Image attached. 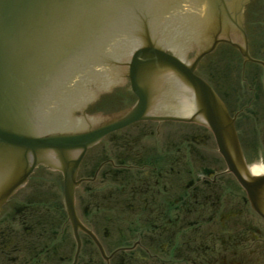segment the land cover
I'll list each match as a JSON object with an SVG mask.
<instances>
[{
    "label": "flooded vegetation",
    "instance_id": "af4514ba",
    "mask_svg": "<svg viewBox=\"0 0 264 264\" xmlns=\"http://www.w3.org/2000/svg\"><path fill=\"white\" fill-rule=\"evenodd\" d=\"M243 27L256 61L221 43L196 71L233 121L239 151L222 139L231 161L194 95L166 96L152 119L86 149L72 209L62 173L34 169L0 207V264H264V0L245 5ZM135 101L126 80L86 112Z\"/></svg>",
    "mask_w": 264,
    "mask_h": 264
},
{
    "label": "water",
    "instance_id": "95a60500",
    "mask_svg": "<svg viewBox=\"0 0 264 264\" xmlns=\"http://www.w3.org/2000/svg\"><path fill=\"white\" fill-rule=\"evenodd\" d=\"M246 1L0 0V204L38 163L69 181L89 145L141 117L158 75L193 85L227 157L225 112L193 70L219 34L240 27ZM193 46L200 51L188 63ZM114 75L129 77L137 103L92 125L76 119Z\"/></svg>",
    "mask_w": 264,
    "mask_h": 264
},
{
    "label": "bare ground",
    "instance_id": "6f19581e",
    "mask_svg": "<svg viewBox=\"0 0 264 264\" xmlns=\"http://www.w3.org/2000/svg\"><path fill=\"white\" fill-rule=\"evenodd\" d=\"M169 80H172L171 78H169ZM181 86V85H180ZM180 86H179V84L178 83H175V82H173L172 84H171V88L173 89V91H171L172 93H174L176 90V88L178 87V91L180 90Z\"/></svg>",
    "mask_w": 264,
    "mask_h": 264
}]
</instances>
